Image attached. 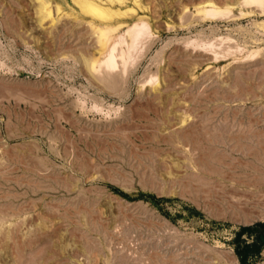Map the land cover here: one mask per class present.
I'll return each mask as SVG.
<instances>
[{"label":"rangeland","instance_id":"374dc122","mask_svg":"<svg viewBox=\"0 0 264 264\" xmlns=\"http://www.w3.org/2000/svg\"><path fill=\"white\" fill-rule=\"evenodd\" d=\"M263 221L264 0H0V264H238Z\"/></svg>","mask_w":264,"mask_h":264},{"label":"trees","instance_id":"16d2710c","mask_svg":"<svg viewBox=\"0 0 264 264\" xmlns=\"http://www.w3.org/2000/svg\"><path fill=\"white\" fill-rule=\"evenodd\" d=\"M242 235L250 237L251 242L249 244L240 243L239 238ZM234 243V252L238 264H245L246 259L250 255H254L258 253L261 248H264V221L254 223L251 226L239 228L235 234Z\"/></svg>","mask_w":264,"mask_h":264},{"label":"bare ground","instance_id":"6f19581e","mask_svg":"<svg viewBox=\"0 0 264 264\" xmlns=\"http://www.w3.org/2000/svg\"><path fill=\"white\" fill-rule=\"evenodd\" d=\"M258 1V0H257ZM255 3V2H254Z\"/></svg>","mask_w":264,"mask_h":264}]
</instances>
